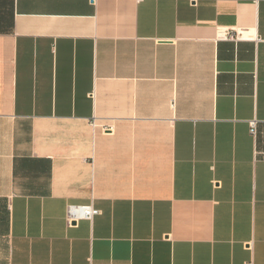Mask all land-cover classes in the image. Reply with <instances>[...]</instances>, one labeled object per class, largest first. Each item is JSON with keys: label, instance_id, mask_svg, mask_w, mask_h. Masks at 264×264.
Segmentation results:
<instances>
[{"label": "crops", "instance_id": "obj_1", "mask_svg": "<svg viewBox=\"0 0 264 264\" xmlns=\"http://www.w3.org/2000/svg\"><path fill=\"white\" fill-rule=\"evenodd\" d=\"M249 261L264 0H0V264Z\"/></svg>", "mask_w": 264, "mask_h": 264}, {"label": "built area", "instance_id": "obj_2", "mask_svg": "<svg viewBox=\"0 0 264 264\" xmlns=\"http://www.w3.org/2000/svg\"><path fill=\"white\" fill-rule=\"evenodd\" d=\"M135 3H141L145 0H131ZM256 121L252 120L249 122V132L252 136L255 135ZM99 214V211L92 208V206H70L67 210V224L72 225L77 223L81 219L91 221L96 215ZM245 264H252L251 261Z\"/></svg>", "mask_w": 264, "mask_h": 264}]
</instances>
